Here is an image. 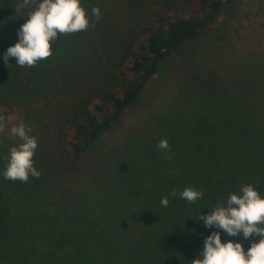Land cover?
I'll list each match as a JSON object with an SVG mask.
<instances>
[{"label":"rangeland","instance_id":"1","mask_svg":"<svg viewBox=\"0 0 264 264\" xmlns=\"http://www.w3.org/2000/svg\"><path fill=\"white\" fill-rule=\"evenodd\" d=\"M140 1L144 3L132 0L133 11L139 14ZM82 7L90 18L88 29L72 38L58 34L52 56L35 65L39 73L30 83L28 95L18 93L15 96L20 99L14 96L0 104V116L5 118L0 139L4 138L2 145L7 148L21 142L11 133L13 125L22 122L27 129L40 124L32 131L38 141L33 166L40 172L38 178L53 176L49 182L61 194L56 197L59 203L42 194L39 199H26L23 205L25 182L4 183L0 250L29 252L28 261L32 251L41 257L42 252L59 251L74 239L78 231L45 230L46 224L62 223L64 215L82 229L105 219L123 223L125 215H136L139 221L148 199L140 203L148 192L157 203L168 197L163 211L199 224L203 221L195 219L200 214L179 196L185 187L202 191L224 175L264 168V0H232L210 34L200 41L208 45V52L195 46L202 52L198 58L193 49L167 63L104 146L78 167H64L52 125L59 108L62 102L104 81L120 50L118 38L124 36L115 16L96 2ZM94 7L100 9L99 19L92 14ZM128 15L131 27L139 17L134 18L130 11ZM2 30L0 58L13 45ZM4 94L0 91L1 98ZM28 109L31 118L22 116ZM162 139L168 141L167 149L157 146ZM173 190L176 196L170 195ZM68 198L70 201H64ZM206 228H198L201 244L212 231H220L222 242L241 240L215 227Z\"/></svg>","mask_w":264,"mask_h":264},{"label":"trees","instance_id":"2","mask_svg":"<svg viewBox=\"0 0 264 264\" xmlns=\"http://www.w3.org/2000/svg\"><path fill=\"white\" fill-rule=\"evenodd\" d=\"M20 2L0 0V26L5 27L0 32L2 30L11 37L13 45L19 40L18 30L26 22L29 11L27 8L18 11ZM80 2L81 6L96 2L99 7L114 15L116 23L123 28L124 38H118L120 50L104 81L93 84L81 96L62 102L59 108L57 119L52 124L53 134L61 163L66 168L78 167L104 146L107 137L117 130L131 109L139 103L141 94L167 63L178 60L195 46L204 53L208 52V45L200 41L210 34L211 28L232 0H144V3L139 2L142 7L140 14L137 10L133 11L135 3L132 0ZM129 11L134 18L139 17L131 27H128ZM76 33L67 36L72 38ZM202 52L196 50L197 58ZM16 65L14 57L7 60L0 58V91L5 93L4 98L0 97V104L18 93L26 94L36 73H39L35 66L16 68ZM212 87L216 89L214 84ZM14 98L20 99L19 96ZM25 111L22 116L31 118L32 112L29 109ZM40 127L37 124V128ZM37 128L30 126L29 135L34 136L32 131ZM4 141L1 137L0 193L7 181L4 171L8 164L9 150L16 147L7 148L2 145ZM223 178L202 190L205 199L191 203L193 212L208 214L216 204L221 201L226 203L229 192L238 191L241 184L252 183L264 195V168L238 170ZM52 179L53 176L36 178L30 175L28 182H25L27 190L22 191L23 205L26 199H39L42 194L59 203L56 197L61 194L54 191L55 187L49 182ZM147 199V208H141L139 221L136 215H125L127 219L123 223L119 219L117 222L105 219L82 229L76 223L74 225L73 219L69 221L64 215L62 223L46 224L45 230L69 234L78 231L70 244L59 251L42 252L41 257L32 251L30 261L27 259L29 252L27 254L26 251L13 248L0 250V264H191V260L204 247L197 235L200 231L198 228H205L204 223L196 222V227L194 222H189L182 215L168 214L163 211L167 207L154 201L148 192L140 204ZM152 205L155 206L153 210ZM155 228L156 231H153ZM240 237L245 251L253 241L258 242L260 239L256 235L248 239L242 235Z\"/></svg>","mask_w":264,"mask_h":264},{"label":"clouds","instance_id":"3","mask_svg":"<svg viewBox=\"0 0 264 264\" xmlns=\"http://www.w3.org/2000/svg\"><path fill=\"white\" fill-rule=\"evenodd\" d=\"M29 9L27 20L18 30L19 40L10 46L4 59H16L23 67L35 66L39 61L52 56V44L59 35L86 31L90 18L81 6L80 0H21L17 10ZM92 14L99 19L100 9L94 7ZM5 128V118L0 116V131ZM31 129L21 122L11 127L12 135L21 141L9 150L8 164L4 178L12 181L27 182L29 176L38 178L40 172L33 166V157L38 141L29 135ZM160 149L169 147L162 139L157 145ZM170 195L176 196L173 190ZM181 199L193 203L202 198L201 190L185 187L180 193ZM168 197L161 199V205L167 207ZM211 211L195 220L203 221L205 227L220 229L229 236H243L245 239L256 235L259 241H253L251 247L244 250L238 241L222 242L220 231H212L204 240L203 250L191 260V264H264V195L254 184H241L238 191L229 192L226 203L221 201ZM155 214V213H154Z\"/></svg>","mask_w":264,"mask_h":264}]
</instances>
